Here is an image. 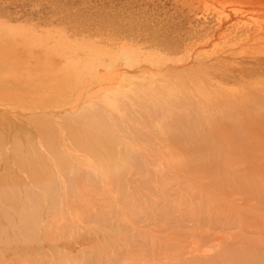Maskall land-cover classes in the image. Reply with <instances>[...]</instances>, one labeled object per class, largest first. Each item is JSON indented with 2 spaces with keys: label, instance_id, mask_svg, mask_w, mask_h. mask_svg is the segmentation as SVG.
Masks as SVG:
<instances>
[{
  "label": "rangeland",
  "instance_id": "rangeland-1",
  "mask_svg": "<svg viewBox=\"0 0 264 264\" xmlns=\"http://www.w3.org/2000/svg\"><path fill=\"white\" fill-rule=\"evenodd\" d=\"M0 23L4 25L3 29L19 32L17 34L22 35V41L29 37L27 42L15 44V48L22 52L28 41L40 44V52L48 54L60 45L70 44L71 47L66 46L63 51L68 48L74 49L71 53L77 50L72 54H76V58L79 54L83 60L88 57L83 46H93L101 65L97 73L87 79L91 85L87 83L84 89L80 87L79 91L73 92V100L74 96L78 97L72 103L95 105L97 111L94 109L89 113L96 112L94 116L87 115L89 121L99 115L98 111L105 112V115L100 114V121L99 115L98 120L91 119L89 127L86 125V134L89 130L87 136L94 137L92 142L87 141L88 147L86 144L81 148L79 145L72 147L74 142L64 141L59 150L61 157L68 155L69 161L76 159L80 165H76L80 172L76 173L78 181H75V187L81 196L77 190L73 191L75 195L71 194L72 191L68 194L70 189L67 185L70 183L60 172V162L58 166L55 165L56 158L51 159L52 153L47 149L40 153L42 159L45 158L40 160L41 163L49 161L47 164L51 163L57 177L62 179L59 183H63L65 188L59 189L64 193L58 202L54 200L57 204L51 201L55 197L53 195L43 197L34 193L45 210L43 212L41 206V212H38L43 225H38L37 240H31L32 244L26 243L28 241L24 245L21 244L23 242H19L21 245L14 243L16 250L14 247L11 250L15 252L8 251V245L12 244L0 241V264H264V0H0ZM9 37L4 35L2 38L10 42ZM93 47L88 50H93ZM126 48L135 51L139 60H143L133 66L134 70L126 66L123 59L117 58L118 53ZM69 50L67 55L71 57ZM62 52L60 54L64 56L66 53ZM128 70L134 72L127 74L126 78L123 75L113 77L115 73L123 74ZM124 79L131 81V86L139 91L132 94L134 98H130V92L126 91L129 86L124 88L129 84H123ZM119 92L124 97L129 94V101L121 97L116 100L118 111L107 108L105 101ZM161 94L165 95V100ZM143 95L157 98L151 101ZM159 97L163 100H158ZM133 102L135 105L132 106ZM0 106L6 107L2 101ZM20 106L9 109L23 111ZM64 110L73 108L46 109L54 113ZM33 115L28 116L33 118ZM66 115L71 116L64 111L59 118L62 120ZM72 118L75 117L72 115ZM95 123H98L96 127ZM60 127L63 140L67 128L74 127V123L67 128L64 125ZM76 128L78 133L83 132L80 126ZM96 128L111 132L114 136L111 145L104 141ZM32 132L28 131L24 137L32 138ZM97 148L100 155L94 152ZM106 148L108 153L110 149V154H115L110 157L114 156L113 161L119 169L122 168L117 176L123 174L124 179L120 176L121 180H117H123L126 186L121 185L124 195H120L122 189L117 191L120 193L115 192L117 184L113 180L106 184L108 171H99L107 166ZM111 150L114 151L111 153ZM13 163L15 161L11 157L9 165ZM4 167L0 170V177L4 175ZM14 170L19 179L26 175L17 167ZM19 171L22 175H18ZM61 174L63 176L60 177ZM19 179L16 182L20 181L21 186L17 192H22L19 193L22 194V205L28 187L25 181L22 182L26 179ZM97 180L103 182L100 183L102 187ZM151 181L159 182L163 190L156 193V188L153 189L155 183L151 185ZM214 181L219 183L220 189L214 188ZM225 182L227 186L222 184ZM117 183L120 186V182ZM221 186L225 188L223 191ZM190 188L193 191L188 192ZM202 189L206 195H198ZM35 190L41 192L37 188ZM217 191L220 195L215 194ZM2 192L1 180L0 212ZM82 194L85 195L83 199ZM77 195L79 199L76 200ZM194 197L200 199L201 207L197 203L195 205ZM142 198L145 203H142ZM127 200L129 202L125 204ZM94 213L95 217L91 216ZM112 213L115 217L111 216ZM106 214H110L113 218H108L118 221L119 225L113 227L114 222L110 225L109 219L105 220ZM16 215H10L13 220L0 216V228L3 226L0 233H11L7 238L18 231H25L24 228L14 229L13 225L18 223ZM102 215L105 221L100 220V223ZM49 217L53 227L47 223ZM27 232L29 234L31 230L27 229Z\"/></svg>",
  "mask_w": 264,
  "mask_h": 264
},
{
  "label": "bare ground",
  "instance_id": "bare-ground-1",
  "mask_svg": "<svg viewBox=\"0 0 264 264\" xmlns=\"http://www.w3.org/2000/svg\"><path fill=\"white\" fill-rule=\"evenodd\" d=\"M0 24H2V23H0ZM3 24H2V28H1V26H0V101H2V103H5V106L6 107H3V106H0V170L2 169V167L3 166H5L4 167V169L3 170H5V172H3L4 173V175H2L1 177H0V181L2 180V188H3V192H2V206H1V211L2 212H0V214L3 216V217H11L10 215L11 214H17L16 216V218H17V220H16V222H18V223H16L17 225H15L14 223V225H13V227H15L14 229H17V228H19V229H25V231H24V233H23V231L21 230V231H18V232H16V234H14L13 235V237H9V238H7L8 236L7 235H10L11 233H9V234H7V232L5 233V234H1L0 233V238H2V239H0V241L2 242V244H5V243H9V244H12L11 246L10 245H8V248H10L9 250H8V248H7V250L10 252V251H14V250H16V246L14 245V243H16V244H18L19 242H23V243H21V244H23L24 245V242H26V241H28V242H26V243H31L30 241L31 240H34L35 239V241L37 240V238H35V234L36 233H38L39 231H37V230H39L38 229V227L39 226H41L42 227V225H43V223H41L39 220H41L40 219V217H38L39 215V213L38 212H41L40 210H41V208L43 207L41 204H42V202H40L39 201V199L37 200V198L35 197V194H40V196H43L44 197V195H53V196H55V197H52V199L53 200H51L52 202H54L55 203V199L57 200V202H58V200L59 199H61L60 197V195L62 194V192H61V189H59V188H62V187H64V185H63V183H59V182H62L58 177H57V172L56 171H54V167L52 166V165H50L51 163H49V164H47V162H49V161H45V162H42L41 163V159H42V156H41V154L40 153H44V150L45 149H47V150H49L51 153H52V158L51 159H53V158H56V160H57V162H56V164L55 165H57L58 164V166H59V163H58V161L60 162V167H61V171H60V168L57 166V171H58V173H60V172H62V174L63 175H65L67 178L66 179H68V183H70L69 185H67L69 188H67V189H70V191H68L69 193L68 194H70V192H71V194H73V195H75L74 193H73V191L75 190H77V194H80L79 193V191H78V189H76V187H75V185H76V182L78 181H76V178L78 179V176L76 177V173H79L78 172V169H77V167L78 166H80L79 164H77V160L75 159V161L73 160V158H71V161H69V157L70 156H68V155H63V157H61V155H60V151H61V146H63V144H62V142H64V141H71L72 143H73V145H72V147H76V146H78L79 145V148H81L80 146H85V144H86V147H88L87 146V141H89V142H92L93 140L92 139H94V137L93 136H87L88 135V131H87V134H86V125H88V127H89V125L90 124H92L90 121H91V119L92 120H94L95 118L97 119V116H99L100 114L102 115H105V112L104 113H100L99 111L97 112L99 115H96V117L94 118H92L91 117V119H90V121L89 120H87V117H89L90 115H93L94 116V114L96 113H94V114H89L90 112H92L94 109H95V105L93 106H79V105H77L76 103L74 104V103H72V101H74V100H76L77 99V97L76 96H74L75 98H74V100H73V92H76V91H79L80 90V87H83V89H84V86L86 85L87 86V83H88V81L89 80H87L89 77H92V76H94L96 73H97V71H98V68H99V66L101 65V63H100V61H99V56L97 55V51H95L94 50V47H93V50H88V49H91L90 47H88V48H86L87 46H83V48H85L86 50H84V51H88L89 52V54H88V52L87 53H85V54H87L88 55V57H87V59H83L82 60V58H81V60H79V57H78V55L79 54H77V58L75 57L76 56V54H72V53H75L77 50V48H75V50L76 51H74V52H72L71 53V51H73V50H71L70 48H68V50L70 51V54H71V57H70V55H69V57H67L68 55H67V53H68V50H66V52H64L63 50H64V48H66V46H70L71 47V45L69 44V45H66L64 42V44L66 45V46H62V45H60V46H58L59 44H60V42L58 41L59 39L57 38V43L58 44H56V46H58V48H56V46H55V48H56V50L55 49H52L53 51L52 52H50V54H48V52L47 53H45V52H43V53H45L46 54V56H45V54L44 55H42L43 53L42 52H40L41 50L39 49V48H41L40 47V44H39V46L36 44V42L35 43H29V41H28V43H26V46L24 47V50H23V52H22V50H19V49H17V48H15V44H17V43H20V42H23V41H25V42H27L26 40H28V38L29 37H27L26 36V39H25V37H24V39L25 40H23L22 41V39H20L21 38V36L20 35H18L19 34V32H16V31H14V30H12V29H5V27H4V29H3ZM17 28V27H16ZM15 28V29H16ZM22 30H24V29H21V31ZM18 33V34H17ZM7 35L9 38H10V42H6V41H4V39L2 38L4 35ZM21 34V33H20ZM24 35H25V33H23ZM13 35L16 37L17 35V38H15V37H13ZM23 35V36H24ZM33 35V34H32ZM20 36V37H19ZM53 36V35H52ZM50 37V36H49ZM60 38V37H59ZM30 39H32V38H30ZM62 38H60V40H61ZM35 40V39H34ZM45 40V39H44ZM36 41V40H35ZM40 41V40H39ZM34 42V41H33ZM38 42V41H37ZM55 43V42H54ZM18 45V44H17ZM42 45V44H41ZM44 45L45 46H47V44H45L44 43ZM55 44H53V46H54ZM14 46V47H13ZM77 46V45H76ZM47 50H49V49H47ZM63 51V52H62ZM83 51V50H82ZM66 53V54H64V56H66V57H64V56H62L60 53ZM78 53V52H77ZM84 53V52H83ZM136 52L135 51H131V50H128L127 48L126 49H123V50H121L120 51V53H118V55H117V58H121V59H123V63L126 65V66H128V67H130V68H134L133 66L136 64V63H138V62H141V60H139V57L138 56H136ZM42 55V56H41ZM72 55H73V57H72ZM75 55V56H74ZM43 56H45L44 58H43ZM56 56H61L60 58L58 57H56ZM116 58V59H117ZM142 62H143V60H142ZM140 64V63H139ZM109 66V65H108ZM108 66H107V68H108ZM134 70V69H133ZM86 71H88V73L90 74V75H88V73H86ZM131 72V73H130ZM132 72H134V71H125V72H123V74H116L115 73V75L113 76V77H115L116 75H123L122 77H125L126 78V75L127 74H132ZM94 79H95V77H93ZM119 78V77H118ZM93 79V80H94ZM124 82L125 83H129V84H126L125 86H124V88H126V87H128L129 86V88L126 90V91H129L130 92V94H131V96H130V98L132 97V98H134L135 96H132V94H134V93H136V92H139V91H137V88L136 89H134L132 86H134V85H132L131 86V81H129V80H127L126 81V79H124V81H122V83L124 84ZM92 83H88V85H91ZM136 84V83H135ZM85 86V87H86ZM89 87V86H88ZM138 87H140V86H138ZM155 87V86H154ZM90 88V87H89ZM157 88V87H156ZM82 89V90H83ZM143 89V88H142ZM150 89H152V88H150ZM140 90H141V88H140ZM154 90V89H153ZM84 91V90H83ZM149 91V90H148ZM151 91V90H150ZM142 92H143V90H142ZM162 92V91H161ZM126 93V92H125ZM156 93H158V91L156 90ZM176 93V92H175ZM141 95V94H140ZM159 95V94H158ZM174 95H177V94H174ZM82 96H83V94H82ZM126 96V95H125ZM129 96V94H127V96L126 97H124L123 95L121 96V92H119L118 94H116L115 96H112L113 98L112 99H110V98H108L106 101H105V105H106V107L108 108V107H110V108H112V109H114V110H119L118 109V103L116 102V100H118L119 98H124L125 100L127 99L128 101H129V98H127ZM161 96H163L162 94H161ZM165 96V95H164ZM164 96H163V98H164ZM137 97V96H136ZM138 97H140L139 95H138ZM143 97L145 98V99H149L150 97H148L147 98V96H144L143 95ZM152 98H153V96H151ZM155 98H157V97H155ZM154 98V99H155ZM163 98H161L160 99V97L158 98V100H163ZM82 99V98H81ZM137 99V98H136ZM140 99V98H139ZM151 99V98H150ZM154 99H151V101L152 100H154ZM143 100V99H142ZM156 100V99H155ZM164 100H165V98H164ZM79 101V100H78ZM119 102V101H118ZM142 102H144V101H142ZM163 102V101H162ZM134 103V102H133ZM140 103V102H139ZM6 104H8V105H6ZM161 104V103H160ZM206 104V103H205ZM20 106L21 108H24V110L25 109H27V110H29V111H12L11 109H9V108H11L12 107V109H14V106ZM97 105V104H96ZM121 105H123V103L121 104ZM133 105H135V103L134 104H132V106ZM137 105V104H136ZM57 106H59V108L61 109V108H63V107H67V106H70V108H73V110H64L65 111V114H68V115H71V116H69V117H71V118H69V117H67V115H66V117L64 118H62V120L59 118V117H61L60 115L62 114V113H64V111H61L60 113L58 112V113H54V112H49V111H46V109L48 110V108L49 109H51L52 107L54 108V110L55 109H59V108H57ZM61 106V107H60ZM99 106V105H98ZM97 106V108L99 109L100 107H98ZM104 106V105H103ZM126 106V105H125ZM166 106V105H165ZM209 106V105H208ZM123 107V106H122ZM156 107H158V105L156 106ZM210 107V106H209ZM102 108V107H101ZM131 108V107H130ZM133 108V107H132ZM159 108V107H158ZM106 109V108H105ZM16 110V109H15ZM20 110V109H19ZM96 110V109H95ZM67 111V112H66ZM97 111V110H96ZM107 111V110H106ZM122 111V110H121ZM134 111V110H133ZM102 112H103V110H102ZM130 113V112H129ZM34 114V115H33ZM118 114V113H117ZM116 114V115H117ZM28 115H33L32 117L33 118H31V117H29ZM72 115H73V117H75V118H72ZM87 115H89V116H87ZM101 115H100V117H98V119L99 118H101ZM119 116V115H118ZM29 117V118H28ZM104 117V116H103ZM30 118H31V120H30ZM58 118H59V120H58ZM27 119H28V121H27ZM97 119V120H98ZM112 119V118H111ZM115 119V118H114ZM117 119V118H116ZM115 119V120H116ZM119 119H120V117H119ZM124 119V118H123ZM101 119H99V121H100ZM94 121H96V120H94ZM105 121H107V120H105ZM124 121H126V119H124ZM107 122H109V121H107ZM121 122V121H120ZM74 123V127H72V128H70L69 127V129L67 128L68 126H71V124H73ZM118 123V122H117ZM96 124V123H95ZM94 124V125H95ZM98 124V123H97ZM97 124L95 125V127L97 126ZM122 124V123H121ZM62 125V127H63V125H64V127H66L67 128V130H66V136H65V138H63V140H62V130H61V126ZM104 125V124H103ZM102 125V126H103ZM116 125V124H115ZM77 126H80L81 128H82V130L81 131H83V132H81V133H78L77 132ZM117 126V125H116ZM94 127V128H95ZM120 127V126H119ZM74 128H76V129H74ZM91 128V127H90ZM93 128V129H94ZM107 128V127H106ZM215 128V127H214ZM79 129V128H78ZM97 129V128H96ZM121 129H123V128H121ZM120 129V130H121ZM134 129V128H133ZM76 130V131H75ZM98 130V129H97ZM108 130V129H107ZM32 132V134L34 133V136L32 137V138H25L24 136H25V134H28L27 132ZM99 131V133H101V135H102V138L103 139H105L104 141H106L107 142V144L109 143L110 145L112 144V142H113V138H114V136H112V134H111V132L110 131H105V129L104 130H101V129H99L98 130ZM98 131H96V132H98ZM194 131V130H193ZM130 132V131H129ZM195 132V131H194ZM198 132V131H197ZM94 133V132H93ZM181 133V132H180ZM190 133V132H189ZM221 133V132H220ZM96 134V136H98V134L97 133H95ZM119 134V133H118ZM121 134V133H120ZM175 134H177L176 132H175ZM35 135L37 136V139H36V137H35ZM92 135V134H91ZM32 136V135H31ZM181 136V135H180ZM189 136H190V134H189ZM34 137H35V139H34ZM90 137V138H89ZM116 137V136H115ZM22 138H24V139H22ZM38 138H39V140H38ZM194 138V137H193ZM86 140V141H85ZM92 140V141H91ZM98 140H100L99 139V137H98ZM94 141H96V140H94ZM124 141V140H123ZM96 142H98V141H96ZM103 142V141H102ZM100 143H101V141H100ZM8 144H9V146L10 147H8ZM11 144V145H10ZM99 144V143H98ZM102 144V143H101ZM107 144H105V145H107ZM128 144V143H127ZM132 144V143H131ZM69 146H70V144H68ZM91 145H92V143H91ZM104 145V146H105ZM93 146V145H92ZM99 146H101V145H99ZM109 146V145H108ZM113 146H115L114 144H113ZM71 147V148H72ZM95 147V146H94ZM107 147V146H106ZM78 148V147H77ZM100 148V147H99ZM101 148H104V147H102L101 146ZM134 148V147H133ZM88 149V148H87ZM178 149V148H177ZM185 149V148H184ZM60 150V151H59ZM63 150V149H62ZM77 150V149H76ZM92 149L90 148V150H88L89 152L91 151ZM101 150H104V149H101ZM108 148H106V151H105V153L107 152L108 153ZM114 150H116V148L114 149ZM114 150H111V153L114 151ZM165 150V149H164ZM48 151V152H49ZM84 151H86V150H84ZM96 151H98V148L97 149H95V153H97L98 155H100L99 153L100 152H96ZM162 151V150H161ZM47 152V151H46ZM49 152V153H50ZM159 152V151H158ZM84 153V152H83ZM86 153V152H85ZM92 153V152H91ZM94 153V154H95ZM104 153V152H103ZM103 153H101V155L103 154ZM116 153V152H115ZM160 153V152H159ZM169 153V152H168ZM90 154V153H89ZM93 154V153H92ZM92 154H90L91 156H96V155H92ZM44 155V154H43ZM70 155V154H69ZM98 155H97V157H98ZM107 155V160L108 161H106V164H107V166H106V169H104L105 167H102V169L100 168V170L99 171H102V170H105V171H108V173H107V176H106V178H107V182H106V184L108 183V180H113V183H116L117 184V186H116V193H120V192H117V191H121V189H122V186L121 185H123V180L122 181H118V180H121L120 179V176L121 175H123V174H119L120 176H117V174L118 173H120V171L119 170H121V169H119V165L117 164V166H116V164H115V162L113 161L114 159H115V157L114 156H112V158L110 157V155H115L114 153L113 154H110V149H109V153L108 154H105V156ZM160 155V154H159ZM76 156H78V154L76 155ZM163 156V155H162ZM171 156V155H170ZM175 156H176V154H175ZM174 156V157H175ZM11 157L14 159V161H15V164L13 163V164H11V166L9 165V162H10V159H11ZM50 157V156H49ZM101 157V156H100ZM99 157V158H100ZM113 157H114V159H113ZM77 158V157H76ZM79 158V157H78ZM104 158V160H105V158L106 157H103ZM117 158V157H116ZM168 158H169V156H168ZM44 159L45 158H43L42 160L44 161ZM49 159V158H48ZM66 159H68V160H66ZM131 159H133V158H131ZM152 159V158H151ZM159 159H160V157H159ZM39 160V161H38ZM46 160H47V157H46ZM73 160V161H72ZM123 160V159H122ZM175 160H176V158H175ZM36 161L37 162H40V164L39 163H36ZM54 161V160H53ZM69 161V162H68ZM116 161V160H115ZM160 161V160H159ZM161 161H162V163H163V159H161ZM2 162V163H1ZM50 162H52V161H50ZM79 162V161H78ZM114 162V163H113ZM136 162V161H135ZM135 162H133V163H135ZM169 161L167 160V163H168ZM177 162V161H176ZM208 162V161H207ZM54 163V162H53ZM68 163V164H67ZM140 164H142L141 162H139ZM146 163V162H145ZM148 163V162H147ZM151 163V162H150ZM183 163V162H182ZM136 165H137V162L135 163ZM169 165H170V162L168 163ZM176 164H178V163H176ZM72 165H75V167L74 166H72ZM76 165H78V166H76ZM90 165H91V168H92V163H90ZM110 165V166H109ZM146 165V164H145ZM145 165H143L142 167H145ZM165 165V164H164ZM174 165V164H173ZM172 165V166H173ZM179 165V164H178ZM50 166V167H49ZM124 166V165H123ZM18 168V170L19 169H21L23 172H25V173H22V174H26V175H24V177L23 176H19L21 179H26V180H22V182H24L25 181V185L28 187V190H26L27 191V193L25 192V194H26V196H25V194H24V196H25V200H24V203H22V205H21V200H20V197L22 196V194H19V193H22V192H17L18 190L20 191V189H18V186L20 185V181H18L17 180V182H16V179H19V178H17L18 176H15L14 175V173L16 172L14 169L15 168ZM114 167H115V169H114ZM158 167V166H157ZM168 167H170V166H168ZM58 168H59V170H58ZM94 168V167H93ZM92 168V169H93ZM113 168V169H112ZM125 168V167H124ZM147 168L149 169V166L147 165ZM151 168V167H150ZM172 168V167H171ZM144 169V168H143ZM147 169V170H148ZM157 169V168H156ZM166 169V168H165ZM168 169V168H167ZM94 170V169H93ZM96 170V171H95ZM94 171L97 173V169H95ZM125 170H127V169H125ZM140 170V169H139ZM144 170H146V169H144ZM151 170H153V167H152V169ZM158 170H159V167H158ZM169 170H170V168H169ZM169 170H168V172H169ZM191 170V169H190ZM15 171V172H14ZM22 171H19L20 173L18 174V175H20L21 174V172ZM60 171V172H59ZM105 171H103L104 173H105ZM148 171H150V170H148ZM123 172V171H122ZM158 172V171H157ZM156 172V173H157ZM2 173V174H3ZM56 173V174H55ZM94 173V172H93ZM103 173V174H104ZM154 173V172H153ZM153 173L151 174V175H153ZM156 173H155V175H156ZM234 173V172H233ZM21 174V175H22ZM60 175V177L61 176H63V175ZM85 174V173H84ZM89 174V176H91V173H88ZM246 174V173H245ZM100 175H101V173H100ZM104 175H106V174H104ZM113 175H115V176H113ZM159 175V174H158ZM163 175V174H162ZM171 175H173V174H171ZM247 175V174H246ZM79 176H80V174H79ZM88 176V175H87ZM93 176V175H92ZM99 176V175H98ZM154 176V175H153ZM161 176V175H160ZM175 176V175H174ZM173 176V177H174ZM177 176V175H176ZM226 176V175H225ZM251 176V175H250ZM23 177V178H22ZM83 177V176H82ZM81 177V178H82ZM122 177V176H121ZM220 177V176H219ZM63 178V177H62ZM103 178V177H102ZM156 178V177H155ZM231 178V177H230ZM251 178V177H250ZM21 179H19V180H21ZM56 179H58V180H56ZM91 178H89L88 177V180H90ZM92 179H94V177H92ZM95 179H96V177H95ZM94 179V180H95ZM118 179V180H117ZM122 179H124V177H122ZM159 179H161L162 180V178H159ZM176 179V178H175ZM175 179H173V180H175ZM229 179V178H228ZM234 178H232V180H233ZM248 179V178H247ZM60 180V181H59ZM94 180H92V181H94ZM98 180H99V178H98ZM98 180H97V182H98ZM101 180V179H100ZM115 180H117L116 182H115ZM146 180H148V181H150V179H146ZM155 180V179H154ZM157 180H158V178H157ZM167 180V179H166ZM172 180V181H173ZM231 180V181H232ZM246 180V179H245ZM4 181V182H3ZM59 183H57V182ZM76 181V182H75ZM91 181V180H90ZM109 181V182H110ZM165 181V180H164ZM222 181V180H221ZM243 181H244V179H243ZM66 182H67V180H66ZM105 182V181H104ZM112 182V181H111ZM117 182H120V186H119V184L117 183ZM121 182H122V184H121ZM167 182V181H166ZM171 182V181H170ZM212 182V181H211ZM215 182V181H214ZM67 183V184H68ZM99 184L101 183V182H98ZM103 183V182H102ZM101 183V184H102ZM112 183V185H113V187L115 186V184H113ZM150 183H152V181L150 182ZM149 183V184H150ZM153 183H155V182H153ZM151 184V185H154V184ZM163 183V182H162ZM174 183H176V182H174ZM177 183H178V181H177ZM231 183V182H230ZM234 183V185H236L235 183V181L233 182ZM29 184H31V185H29ZM61 184V187L59 186L58 187V185H60ZM100 184V186L102 187V185ZM164 184H166V183H164ZM182 184V183H181ZM210 185H211V183H209ZM214 184V188H219L220 189V186H219V183L218 182H215V183H213ZM213 184H212V186H213ZM222 184H224V185H226L227 184V182H225V183H222ZM229 184V183H228ZM238 184V183H237ZM250 184V183H249ZM63 185V186H62ZM139 185V184H138ZM150 185V186H151ZM169 185V184H168ZM208 185V184H207ZM210 185H208L209 187H210ZM252 185V184H251ZM21 186V185H20ZM33 186V187H32ZM66 186V187H67ZM124 187H126L125 186V184L123 185ZM176 186V185H175ZM180 186V185H179ZM212 186H211V188H212ZM227 186V185H226ZM248 186H250V185H248ZM78 187V186H77ZM123 187V188H124ZM139 187V186H138ZM137 187V188H138ZM154 187V188H153ZM152 188L153 189H155L156 188V193H157V191L159 190V191H162L163 190V188H162V186H160V184H159V182H158V184H157V181H156V183H155V185L153 186ZM165 187H166V185H165ZM223 186H221V190L223 191V189H225V188H222ZM235 187V186H234ZM19 188H21V187H19ZM23 189H24V184H23V187H22ZM35 188H37V189H39L41 192H37V190H35ZM65 188V187H64ZM63 188V189H64ZM79 188V187H78ZM150 188V187H149ZM180 188H182V187H180ZM179 188V189H180ZM192 188V187H191ZM187 189V190H189L188 192H190V191H193L192 189ZM216 188V189H217ZM252 188V187H251ZM256 188V187H255ZM18 189V190H17ZM22 189V190H23ZM62 189V190H63ZM97 189V188H96ZM118 189V190H117ZM130 189V188H129ZM133 189V188H132ZM152 189V190H153ZM210 189V188H209ZM216 189H214V190H216ZM31 190H33V192H30ZM82 190V189H81ZM111 190V189H110ZM135 190H136V188H135ZM140 190V189H139ZM149 190V189H148ZM151 190V191H152ZM166 190V189H165ZM184 190V189H183ZM186 190V191H187ZM206 190V189H205ZM67 190L65 189V192H66ZM97 191V190H96ZM112 191V190H111ZM130 191V190H129ZM128 191V192H129ZM134 191V190H133ZM136 191H138V189L136 190ZM154 191V192H155ZM176 191V190H175ZM227 190H225V192H226ZM81 192V191H80ZM85 192V191H84ZM83 192V193H84ZM109 192V191H108ZM197 191H195V193H196ZM199 192H200V194H198V195H206L207 193H205L204 191H203V189L200 191L199 190ZM207 192V191H206ZM255 192V191H254ZM253 192V193H254ZM35 193V194H34ZM64 193V192H63ZM67 193V192H66ZM227 193V192H226ZM85 194V193H84ZM124 195L125 193L123 192V189H122V193H120V195ZM187 194V193H186ZM215 194H219L220 195V192L218 193V191L215 193ZM63 195V194H62ZM83 195V194H82ZM126 195H127V193H126ZM163 195V194H162ZM161 195V196H162ZM193 195H194V192H193ZM225 195V194H224ZM223 195V196H224ZM39 196V195H38ZM39 196V197H40ZM67 196V195H66ZM71 196V195H70ZM80 196H81V194H80ZM84 196L85 195H83V197H82V199L84 198ZM32 197H34V198H32ZM63 197V196H62ZM130 197V196H129ZM152 197V196H151ZM200 197V196H199ZM41 198V197H40ZM66 198V197H65ZM89 198V197H88ZM1 199V198H0ZM75 199L77 200V199H79V197H78V195H77V197L75 196ZM81 199V198H80ZM137 199V198H136ZM190 199V198H189ZM195 199V200H194ZM194 203H195V205H196V203L199 205L200 204V199H196L195 197H194ZM43 200H45V199H43ZM42 200V201H43ZM65 200V199H64ZM147 200V199H146ZM149 200V199H148ZM192 200V199H191ZM197 200V201H196ZM61 201V200H60ZM141 201H143L142 203H145V201L143 200V198H142V200ZM153 200L151 199V202H152ZM190 201V200H189ZM51 202V203H52ZM124 202V201H123ZM129 201L127 200V201H125V204L126 203H128ZM137 202H138V200H137ZM193 201H191V203H192ZM40 203V204H39ZM60 203V202H59ZM131 203V202H130ZM133 203V202H132ZM190 203V202H189ZM55 204H57V203H55ZM134 204V203H133ZM155 204V203H154ZM130 205V204H129ZM138 205V204H137ZM140 205V204H139ZM147 205V204H146ZM166 205H168V204H166ZM189 205V204H188ZM201 205V204H200ZM199 205V206H200ZM42 206V207H41ZM48 206V205H47ZM59 206V205H58ZM64 206V205H63ZM132 206V205H131ZM142 206H144V205H142ZM41 207V208H40ZM52 207H53V205H52ZM55 207V206H54ZM61 207V206H60ZM65 207V206H64ZM134 207H135V204H134ZM133 207V208H134ZM141 207V206H140ZM149 207V206H148ZM156 207V206H155ZM189 207H190V205H189ZM201 207V206H200ZM38 208H40V209H38ZM49 208V207H48ZM51 208V207H50ZM49 208V209H50ZM56 208H57V205H56ZM59 208V207H58ZM133 208L132 209H130V210H133ZM137 208V207H136ZM139 208V207H138ZM192 208V207H191ZM63 209V208H62ZM71 209V208H70ZM135 209V208H134ZM140 209H142V208H140ZM154 209V208H153ZM152 209V210H153ZM158 209V208H157ZM156 209V210H157ZM39 210V211H38ZM52 211H53V208L51 209ZM56 210V209H55ZM60 210V209H59ZM58 210V211H59ZM166 210V209H165ZM43 212L45 211L44 210V207H43V210H42ZM62 211V210H61ZM63 211H65V210H63ZM117 211V210H116ZM147 211V210H146ZM48 212V211H47ZM141 212V211H140ZM50 213H51V211H50ZM62 213V212H61ZM65 213V212H64ZM122 213V212H121ZM157 213H159V212H157ZM162 213V212H161ZM58 214V213H57ZM65 214H67V213H65ZM117 214V213H116ZM141 213H139V215H140ZM150 214V213H149ZM0 215V216H1ZM59 215V214H58ZM74 215L75 216H77V214L74 212ZM87 215H88V213H87ZM91 215V214H90ZM110 215V214H109ZM108 215V216H109ZM112 215H114V217H115V214L114 213H112L111 214V216ZM52 215H50V217H51ZM63 218H64V215H61ZM61 216H60V218H61ZM66 216V215H65ZM82 216V215H81ZM91 216H94L95 217V213H94V215H91ZM90 216V218L92 219V217ZM105 216V218H106V216H107V214L106 215H104ZM108 216H107V218L105 219L104 217H103V215L102 216H100L99 218H101V217H103L102 219H99V222H100V220H107V219H109L108 218ZM111 216H109V217H111ZM130 216V215H129ZM128 216V217H129ZM140 216H142V215H140ZM156 216V215H155ZM13 217V216H12ZM12 217H11V220H13L12 219ZM50 217H49V220H48V222L47 223H49L48 225H50V222L49 221H51L50 220ZM2 218V217H1ZM39 218V219H38ZM44 218H45V216H44ZM48 218V217H47ZM52 218V217H51ZM62 218V219H63ZM65 218H67V217H65ZM81 218V217H80ZM83 218V217H82ZM96 218H98V216H96ZM113 217H111L110 219H112ZM178 218V217H177ZM68 219V218H67ZM66 219V220H67ZM85 219V218H84ZM88 219H89V217H88ZM87 218H86V221L88 220ZM90 219V220H91ZM109 219V223H110V225H112V222H114V220L112 221V220H110ZM115 219V218H114ZM1 220V219H0ZM5 220L6 219H4V222H5ZM8 221V223H9V219H7ZM46 220V219H45ZM65 220V219H64ZM94 219H92V221H93ZM104 220V221H105ZM153 220V219H152ZM167 220V219H166ZM42 221V220H41ZM68 221H70V220H68ZM67 221V222H68ZM85 221V220H84ZM101 221V222H102ZM124 221V220H123ZM164 221V220H163ZM3 222V221H2ZM6 222V223H7ZM12 222V221H11ZM43 222V221H42ZM87 222H90L89 220L87 221ZM96 223H98L97 222V220L95 221ZM100 222V223H101ZM118 221H115L114 223H113V227H114V225H117L118 223H117ZM121 222H122V220H121ZM159 222H160V220H159ZM165 222V221H164ZM6 223H3L4 225H7ZM55 223H57V222H55ZM64 223V222H63ZM95 223V224H96ZM99 223V224H100ZM123 223V222H122ZM41 224V225H40ZM58 224V223H57ZM60 224V223H59ZM105 224H106V227H107V222H105ZM104 224V225H105ZM10 225H11V223H10ZM39 225V226H38ZM47 225V224H46ZM60 225H63V224H60ZM71 225H72V227H73V224L71 223ZM101 226H102V224H100ZM119 225V224H118ZM117 225V226H118ZM8 226V225H7ZM7 226H5V229H6V227ZM51 226V225H50ZM66 226H68V225H66ZM162 226V225H161ZM9 227H12V226H9ZM48 227V226H47ZM51 227H53V226H51ZM70 227V226H69ZM71 227V228H72ZM110 227V226H109ZM112 227V226H111ZM112 227V228H113ZM1 228H3V226L1 227ZM0 228V229H1ZM32 228H33V230H32ZM9 229V228H8ZM13 229V230H14ZM23 229V230H24ZM27 229H30L31 230V232H29V234H28V232L26 233V231H27ZM2 230H4V229H2ZM9 230H12V229H9ZM45 229H43V231H44ZM95 230V229H94ZM8 231V230H7ZM32 231H33V233H32ZM54 231V230H53ZM9 232V231H8ZM12 232V231H11ZM45 232H46V230H45ZM55 232V231H54ZM40 233H41V230H40ZM43 233V232H42ZM61 234V233H60ZM57 235H58V233H57ZM40 237V236H39ZM43 237V236H42ZM10 238H12V239H10ZM10 239V240H9ZM40 239V238H39ZM58 240V239H57ZM4 242V243H3ZM32 242H34V241H32ZM20 243H19V245H21ZM32 244V243H31ZM33 244H35V243H33ZM43 244V243H42ZM27 245H29V244H27ZM10 246V247H9ZM15 246V247H14ZM4 247V246H3ZM13 247L15 248L14 250H11V249H13ZM18 247V246H17ZM160 248V247H159ZM29 249V248H28ZM7 250H5V251H7ZM29 251H32V250H29ZM28 250H27V252H29ZM9 252H7V253H9ZM15 252V251H14ZM27 252H24V254L25 253H27ZM33 252V251H32ZM31 252V253H32ZM147 252V251H146ZM30 253V254H31ZM21 254V253H20ZM29 254V253H28ZM29 254V255H30ZM140 254V253H139ZM33 255V254H32ZM35 255V254H34ZM39 255V254H38ZM89 255V254H88ZM1 257V256H0ZM5 257V256H4ZM16 257V256H15ZM19 257H20V255H19ZM22 257V256H21ZM24 257V256H23ZM26 257H28V259H29V257L31 258V256H26ZM2 258V257H1ZM1 258H0V260H1ZM38 258V257H37ZM90 258V257H89ZM154 258V257H153ZM22 259V258H21ZM25 260V259H24ZM24 260H22L23 262H25ZM154 260V259H153ZM155 261V260H154ZM5 262V261H4ZM19 262V261H18ZM20 262H21V260H20ZM30 262H32V261H30ZM2 263V262H1ZM22 263V262H21ZM39 263V262H38ZM135 263H137V262H135ZM134 264V263H133ZM138 264V263H137Z\"/></svg>",
  "mask_w": 264,
  "mask_h": 264
}]
</instances>
